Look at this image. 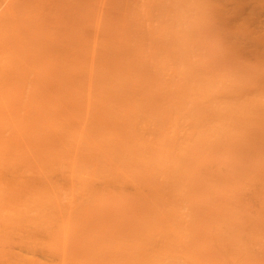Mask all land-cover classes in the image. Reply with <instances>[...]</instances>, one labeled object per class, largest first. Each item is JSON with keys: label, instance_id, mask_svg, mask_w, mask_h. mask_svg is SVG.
<instances>
[{"label": "rangeland", "instance_id": "rangeland-1", "mask_svg": "<svg viewBox=\"0 0 264 264\" xmlns=\"http://www.w3.org/2000/svg\"><path fill=\"white\" fill-rule=\"evenodd\" d=\"M0 264H264V0H0Z\"/></svg>", "mask_w": 264, "mask_h": 264}]
</instances>
